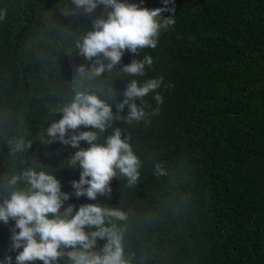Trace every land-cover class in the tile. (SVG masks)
Listing matches in <instances>:
<instances>
[{
	"label": "trees",
	"instance_id": "1",
	"mask_svg": "<svg viewBox=\"0 0 264 264\" xmlns=\"http://www.w3.org/2000/svg\"><path fill=\"white\" fill-rule=\"evenodd\" d=\"M127 2L165 7L163 0ZM65 6L74 7L71 0H0L6 13L0 21V179L16 163L18 170L32 164L61 181L70 196L65 207L74 205L75 211L97 203L125 212L127 221L112 223L125 230L132 264H264V0H174L175 24L161 31L157 47L139 55L125 52L117 71L134 58H153L146 75L136 79L163 76L157 92L164 103L150 122H114L122 137H131L143 162L141 177L133 188L114 178L110 197L97 201L74 194L72 181L82 169L68 167L67 159L77 149L40 140L42 130L62 118L53 112L76 90L78 69L90 71L96 62L75 50V39L89 30L91 20L87 14L61 15ZM107 10L100 5L92 18ZM107 75L84 81L79 90L91 85L110 103L106 82L100 83ZM134 78L120 76L111 85L122 93ZM154 95L145 98L148 112L157 107ZM121 99L113 102L114 113ZM128 112L125 106L120 114ZM111 131L99 134L98 142ZM12 135L32 141L26 162L9 156L6 140ZM80 147L89 145L81 141ZM157 161L169 168L167 177L153 175ZM14 226L15 221H0L2 264L8 256L15 264L22 251L11 248Z\"/></svg>",
	"mask_w": 264,
	"mask_h": 264
},
{
	"label": "clouds",
	"instance_id": "2",
	"mask_svg": "<svg viewBox=\"0 0 264 264\" xmlns=\"http://www.w3.org/2000/svg\"><path fill=\"white\" fill-rule=\"evenodd\" d=\"M163 2L165 7L148 9L127 0H71L74 7L59 9L63 16L78 18L88 15L91 27L75 39V50L78 49L86 59L96 61L90 71L83 66L78 69L80 75L75 80L79 82L76 90L68 102L53 112L55 116L62 113V118L51 121L41 132V141L54 143L59 140L77 149L67 159L68 167L78 164L82 169L80 179L72 181L76 196L86 195L93 201L101 196L110 197L114 178H123L129 188L139 183L143 162L132 148L131 137L128 134L122 137V130L114 127V122L123 121L131 125L133 122H150V115H159V105L164 100L157 90L164 85V78H150L143 82L136 79L144 77L146 69L152 67L150 55L134 58L119 71L116 69L126 51L139 55L146 48L155 49L161 31L175 24L174 0ZM169 4L173 7H168ZM100 5L110 10L106 15L93 19L92 15ZM165 11L170 15L163 16ZM5 16L6 13L0 11V21ZM62 29L67 28L59 31ZM105 72L108 75L100 83L106 82L110 103L97 91L90 90L91 85L79 90L84 81H93ZM113 72L117 73L114 78L135 77L122 93L112 87L114 78L108 79ZM151 93H155L153 99L157 107L148 112L146 108L151 109V105L145 98ZM118 96L122 99L115 104L118 111L114 113L112 105ZM137 100L141 104L138 105ZM125 106L129 109L126 116L120 114ZM81 127L95 131H80ZM109 129L111 134L105 136L103 143L98 142L99 134ZM69 132L72 133L70 136ZM45 136L49 138L46 141ZM81 141H87L89 147H80ZM6 145L12 159L26 162L24 154L32 141L12 135L6 140ZM153 175L167 177L169 168L157 161ZM69 199V194L61 190V181L53 173L38 170L32 164L18 170L16 163L14 171L3 175L0 179V221L4 224L15 221L11 248L22 249L15 257V264H36L37 261L59 264L61 260L65 264H132L126 251L125 230L112 223L113 219L127 221L128 215L97 203L81 205L74 211V205L65 207ZM100 240L105 242L100 245ZM6 262L12 264V257H6Z\"/></svg>",
	"mask_w": 264,
	"mask_h": 264
}]
</instances>
